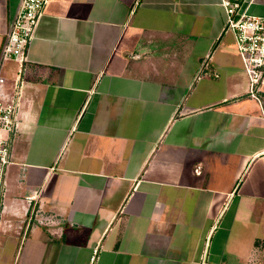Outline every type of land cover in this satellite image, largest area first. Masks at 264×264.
Returning <instances> with one entry per match:
<instances>
[{
  "label": "crops",
  "instance_id": "1",
  "mask_svg": "<svg viewBox=\"0 0 264 264\" xmlns=\"http://www.w3.org/2000/svg\"><path fill=\"white\" fill-rule=\"evenodd\" d=\"M19 1L0 0V54ZM222 1H49L0 264H264V85L250 95ZM21 68L1 65L7 93Z\"/></svg>",
  "mask_w": 264,
  "mask_h": 264
},
{
  "label": "built area",
  "instance_id": "2",
  "mask_svg": "<svg viewBox=\"0 0 264 264\" xmlns=\"http://www.w3.org/2000/svg\"><path fill=\"white\" fill-rule=\"evenodd\" d=\"M50 0H20L0 54V67L5 62L21 64L13 93L5 91L0 75V227L7 191V170L12 164V136L19 126L18 112L23 84V68L29 59L30 45ZM226 30L235 35L238 53L249 79V93L255 98L264 85V17L250 15L239 2L223 0ZM95 260V257L92 259Z\"/></svg>",
  "mask_w": 264,
  "mask_h": 264
}]
</instances>
